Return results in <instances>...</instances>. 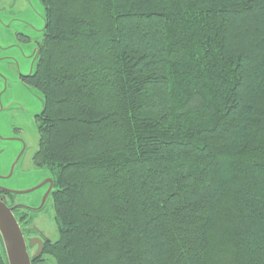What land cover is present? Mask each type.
Masks as SVG:
<instances>
[{"label":"trees","instance_id":"1","mask_svg":"<svg viewBox=\"0 0 264 264\" xmlns=\"http://www.w3.org/2000/svg\"><path fill=\"white\" fill-rule=\"evenodd\" d=\"M41 4L23 82L42 94L34 159L53 180L42 253L264 264V0Z\"/></svg>","mask_w":264,"mask_h":264},{"label":"rangeland","instance_id":"2","mask_svg":"<svg viewBox=\"0 0 264 264\" xmlns=\"http://www.w3.org/2000/svg\"><path fill=\"white\" fill-rule=\"evenodd\" d=\"M44 32V9L41 0H0V187L15 191L27 190L49 173L38 169L35 154L38 132L35 115L42 108V94L25 85L21 78L35 70V52ZM42 191L46 187L41 188ZM40 191L6 196L9 206H38ZM45 238H58L52 199L46 209L29 211L18 207ZM20 216V215H19ZM19 216H16L20 223ZM22 226V225H21ZM23 227V226H22ZM34 232L24 233L28 252L33 256L36 246L29 245ZM38 264H56L52 256L41 254Z\"/></svg>","mask_w":264,"mask_h":264},{"label":"water","instance_id":"3","mask_svg":"<svg viewBox=\"0 0 264 264\" xmlns=\"http://www.w3.org/2000/svg\"><path fill=\"white\" fill-rule=\"evenodd\" d=\"M48 182L49 189H51L53 186V180L51 176L48 178ZM42 185H44V183H40L39 185L21 191L0 187V191L8 194H25L35 191ZM49 189L46 192L41 205L36 208V210H40L43 207L46 197L49 194ZM4 197V195L0 196V237L4 246L7 262L8 264H31L32 259L38 257L42 252V239H30L29 245L31 247L35 245V241L38 242L37 250L35 254L31 256L28 252L27 243L21 226L19 225V222L17 221L13 212L15 207H25L28 209L29 206L23 204L9 206L5 202ZM45 241L48 242L49 239H45Z\"/></svg>","mask_w":264,"mask_h":264},{"label":"flooded vegetation","instance_id":"4","mask_svg":"<svg viewBox=\"0 0 264 264\" xmlns=\"http://www.w3.org/2000/svg\"><path fill=\"white\" fill-rule=\"evenodd\" d=\"M31 73L29 75H31ZM25 77H27V76H22V78H21L22 82H23V79ZM37 115H35V117H34L35 120H36V116ZM38 169L42 170L41 168H38ZM49 177H50V175L48 174L47 176H45V178H43V180H41L38 184H36V185H39L40 183H44V185H42L40 188L36 189L37 191H40L41 190V193L38 194V198H39L38 206H36V205H29V208L28 209L26 208V210H29V211H38L39 213H41V212H43L46 209V207L48 206V204H49V202H50V200L52 198L51 196H52V192H53V186H52L51 189H49V182H48V178ZM36 185H34V186H36ZM34 186H32V187H34ZM44 187H46V189L44 191H42L41 188H44ZM48 189H49V194L46 197V200L44 202L43 207L40 210H36V208H38L41 205V202H42V200H43L46 192L48 191ZM2 194H6V196L10 195V194L4 193V192H2ZM19 221H20L19 225L20 226L21 225L23 226V227L21 226V229L23 231V234L26 233V230L28 232H34V235L31 236V237H29V241H30V239H38V238L42 239V252H43V249H44L45 244H49L51 241L50 240L48 242L45 241V239H47V238H45L44 235L34 225H32L31 223H29V218L20 217V220ZM34 246H36V250H37V246H38V242L37 241H35V245Z\"/></svg>","mask_w":264,"mask_h":264}]
</instances>
